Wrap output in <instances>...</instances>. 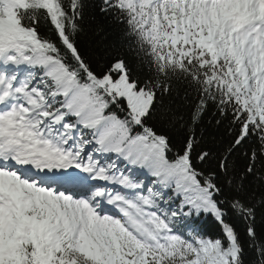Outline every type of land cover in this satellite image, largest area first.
Masks as SVG:
<instances>
[{
  "label": "snow or ice",
  "instance_id": "snow-or-ice-1",
  "mask_svg": "<svg viewBox=\"0 0 264 264\" xmlns=\"http://www.w3.org/2000/svg\"><path fill=\"white\" fill-rule=\"evenodd\" d=\"M0 264H264V0H0Z\"/></svg>",
  "mask_w": 264,
  "mask_h": 264
}]
</instances>
